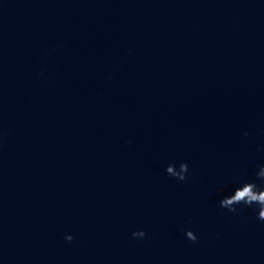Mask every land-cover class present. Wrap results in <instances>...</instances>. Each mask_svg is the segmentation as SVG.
<instances>
[{"label": "water", "instance_id": "obj_1", "mask_svg": "<svg viewBox=\"0 0 264 264\" xmlns=\"http://www.w3.org/2000/svg\"><path fill=\"white\" fill-rule=\"evenodd\" d=\"M257 145L264 0H0V264H264Z\"/></svg>", "mask_w": 264, "mask_h": 264}, {"label": "clouds", "instance_id": "obj_2", "mask_svg": "<svg viewBox=\"0 0 264 264\" xmlns=\"http://www.w3.org/2000/svg\"><path fill=\"white\" fill-rule=\"evenodd\" d=\"M244 134H248L247 130H245ZM257 148L264 150V146L262 145H257ZM188 168V162L180 160L178 164L176 162H168L164 167V171L177 180L183 181L186 179ZM254 175L260 178V183H257L255 179L241 178L238 174L234 178V183L230 191L225 192L222 186L219 187L217 191L222 193V195L218 200V205L221 208H226L230 212H236L238 206H246L253 210L257 220L264 221V163L258 164ZM183 232L189 240L196 241L198 238L196 232L190 227L184 228ZM130 235L134 238H143L146 233L143 228H138L133 229ZM64 239L71 241L73 239L72 233H64Z\"/></svg>", "mask_w": 264, "mask_h": 264}]
</instances>
